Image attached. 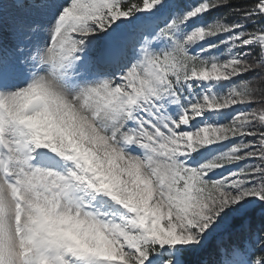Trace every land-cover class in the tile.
Here are the masks:
<instances>
[{"label":"snow or ice","instance_id":"1","mask_svg":"<svg viewBox=\"0 0 264 264\" xmlns=\"http://www.w3.org/2000/svg\"><path fill=\"white\" fill-rule=\"evenodd\" d=\"M0 264H264V0H0Z\"/></svg>","mask_w":264,"mask_h":264}]
</instances>
